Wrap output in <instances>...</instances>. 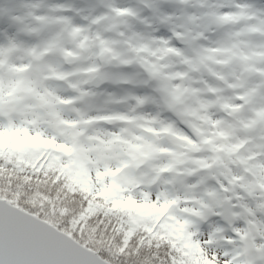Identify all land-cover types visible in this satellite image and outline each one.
<instances>
[{"label": "snow or ice", "instance_id": "6c2138e0", "mask_svg": "<svg viewBox=\"0 0 264 264\" xmlns=\"http://www.w3.org/2000/svg\"><path fill=\"white\" fill-rule=\"evenodd\" d=\"M0 264H264V2L0 0Z\"/></svg>", "mask_w": 264, "mask_h": 264}, {"label": "rangeland", "instance_id": "374dc122", "mask_svg": "<svg viewBox=\"0 0 264 264\" xmlns=\"http://www.w3.org/2000/svg\"><path fill=\"white\" fill-rule=\"evenodd\" d=\"M262 2H264V0H262Z\"/></svg>", "mask_w": 264, "mask_h": 264}]
</instances>
